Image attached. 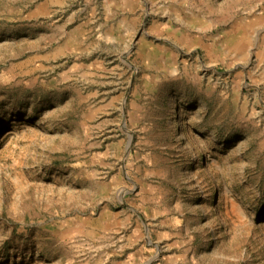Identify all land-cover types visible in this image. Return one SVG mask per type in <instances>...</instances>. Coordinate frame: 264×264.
<instances>
[{
	"label": "rangeland",
	"instance_id": "obj_1",
	"mask_svg": "<svg viewBox=\"0 0 264 264\" xmlns=\"http://www.w3.org/2000/svg\"><path fill=\"white\" fill-rule=\"evenodd\" d=\"M0 264H264V0H0Z\"/></svg>",
	"mask_w": 264,
	"mask_h": 264
}]
</instances>
